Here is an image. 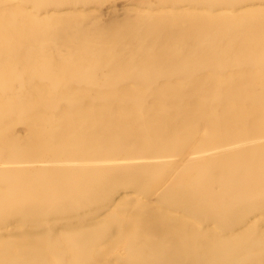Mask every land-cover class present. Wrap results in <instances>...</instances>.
<instances>
[{"label": "bare ground", "instance_id": "1", "mask_svg": "<svg viewBox=\"0 0 264 264\" xmlns=\"http://www.w3.org/2000/svg\"><path fill=\"white\" fill-rule=\"evenodd\" d=\"M0 264H264V0H0Z\"/></svg>", "mask_w": 264, "mask_h": 264}]
</instances>
